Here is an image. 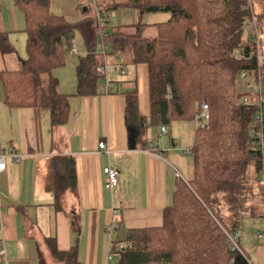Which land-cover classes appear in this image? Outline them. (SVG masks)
Here are the masks:
<instances>
[{"label":"trees","instance_id":"trees-1","mask_svg":"<svg viewBox=\"0 0 264 264\" xmlns=\"http://www.w3.org/2000/svg\"><path fill=\"white\" fill-rule=\"evenodd\" d=\"M12 1L25 17L27 57L21 68L0 71L9 106L49 108L53 124L67 121L69 95L58 90L53 69L65 65L73 33L78 30L87 50L76 64L78 95L99 91V68L104 61L99 46L104 42L111 58L119 56L124 64L149 66L150 124L161 127L194 121L204 101L210 107L208 126L195 127L193 176L178 180L162 225L129 230L123 246L111 238L108 264H252L229 239L245 217L257 216L250 165L259 173L264 169L259 138L251 135L259 110L257 96L245 105L243 93L237 90L243 71L253 75L255 82L261 74L264 85V64L259 66L249 56L257 50V34L248 0H119L113 4L114 8L134 7L141 13L169 12V19L154 24V36L144 35L145 23L103 25L92 7L91 13L70 20L51 11V0ZM96 6L109 10L100 3ZM255 14L264 53V7ZM101 28L108 32L105 37L99 33ZM238 50L245 58L235 57ZM13 51L7 35L0 34L1 54ZM126 120L136 124L142 136L146 120L135 88L126 92ZM75 185V158L56 156L49 189L57 208ZM72 224L76 227L74 221ZM46 242L54 262L80 264L76 246L59 250L54 237ZM40 264L51 263L41 254Z\"/></svg>","mask_w":264,"mask_h":264},{"label":"crops","instance_id":"crops-1","mask_svg":"<svg viewBox=\"0 0 264 264\" xmlns=\"http://www.w3.org/2000/svg\"><path fill=\"white\" fill-rule=\"evenodd\" d=\"M93 1L51 0V11L77 20L97 3L107 7L105 0ZM25 26L24 14L13 1L0 0V34L5 33L15 48L12 55L0 52L1 58L3 63L5 58L19 59V65L13 66L18 68H9L6 60L0 71L21 68L24 57L18 56L15 37L21 29L25 31ZM114 61L110 59L108 78L113 92L109 94L98 91L78 95L77 76L71 78L70 90L60 91L69 95V116L59 125L53 124L49 108L9 106L0 78V146L12 145L20 154L18 161H9L7 169L0 172V241L5 247L0 264H40L41 254L51 264H61L53 261L47 246V238L53 237L59 250L76 246L80 264H108L111 238L123 246L129 230L161 226L178 180L192 178L193 157H186L188 153L178 148L180 143L184 149L192 148L195 128H189V135L193 132L189 140L184 137V132L188 135L184 121L173 122L166 126L165 143L161 127L150 124L149 66L125 64L127 75L122 77ZM56 78L62 88L65 78ZM102 85L101 81L99 89ZM134 88L146 120L142 136L140 128L126 120V92ZM132 126L140 132L135 149L129 148ZM102 140L104 149L99 147ZM62 155L75 158L76 185L66 191L62 207L57 208L49 184L52 162ZM108 166L119 170L118 185L113 190L107 187L104 168ZM256 215L260 220L253 223L255 227L246 223L254 217L247 216L240 225L248 224L247 233H241L240 228L237 233L240 248L250 262L264 264V240L258 238L264 228V209ZM113 224L116 230L111 234Z\"/></svg>","mask_w":264,"mask_h":264},{"label":"rangeland","instance_id":"rangeland-1","mask_svg":"<svg viewBox=\"0 0 264 264\" xmlns=\"http://www.w3.org/2000/svg\"><path fill=\"white\" fill-rule=\"evenodd\" d=\"M118 1L119 0H108V1L105 0V5H107V7L110 8L107 11L108 17H109L107 24H109L110 26H117V25H120L121 23H132V22L145 23V24H147V26H146V29L144 31V35L145 36H154L156 33L154 24L159 23V22H163V21L170 18V13L167 11H155V12H148L147 11V12L141 13L139 10H137L134 7L126 6V7L114 8L112 5ZM90 2H94V1L90 0ZM263 4H264V0H255V2L253 0L254 11L257 12V11H260L261 9H263V7H264ZM81 13H82V11L80 10V14ZM73 18H76V16H74ZM23 22H24V20H23ZM262 26L264 28V25H262ZM22 30L23 29H21L19 31V33L16 34L15 38H17V39H15L16 40L15 41V47L18 51V56L25 58V57H27V35H26V32L22 31ZM261 37H262V48H264V31L261 33ZM73 40L76 42V46H77L76 51H74L73 48H71V50H68L65 65L58 66V67L53 69V74L55 77L65 78V85H63L62 88L58 87V90L62 91V92L70 90L71 78L76 77V63H77L78 56L85 54L87 51L85 43H84V39H83L80 31L76 30L73 33L72 41ZM16 43H17V45H16ZM261 53H263V52L261 51ZM8 55H12V54L9 53ZM263 55H264V53H263ZM10 59L8 61L7 58H5L4 63L7 60V62H8L7 64H8L9 68H18V67H13V66H15L16 63H18V65H19V59L14 60V61H10ZM4 63H3V59L1 58V54H0V65H2ZM2 67H3V65H2ZM125 68L127 69V66ZM108 73H109V69H108ZM122 77H125V76L122 75ZM256 86H257V83L255 82V77L253 75H251V76L248 75V81H246V82H244L242 80V78L240 77V81L237 83V90L239 92L243 93V96H248L249 98L252 99V98H255L257 96ZM183 123H184L183 124L184 127H187L186 132H188V135H187V133L184 132V137L185 138L187 137L190 140L193 137L192 131H194V128H195L194 121L187 120V121H184ZM189 128H192L190 135H189V130H190ZM179 146H180V148H183V149L186 148L185 145L182 143H180ZM186 157H188V158L190 157V159H191L192 154H190V153L186 154ZM250 171H251V174H250L251 178L250 179H252V177L255 178V180L252 182L253 189H254L253 191L255 194V199L253 200V203L252 202L251 203L257 209L256 214H257V212L263 213V209H264V173L257 172L255 170L254 164L250 165ZM259 220H260V217L255 216L254 218H252V220L248 219L246 221V223H248L249 225H252V226L254 225V227H255V224ZM254 222H255V224H253ZM246 223H242V227L239 229L241 233H243V232L247 233L248 230H246V226L248 224L246 225Z\"/></svg>","mask_w":264,"mask_h":264},{"label":"built area","instance_id":"built-area-1","mask_svg":"<svg viewBox=\"0 0 264 264\" xmlns=\"http://www.w3.org/2000/svg\"><path fill=\"white\" fill-rule=\"evenodd\" d=\"M249 8L252 10V21L251 25L254 28L255 33L257 34V37H255V41L257 43V50L255 52L250 53V57H255L257 59L258 65L262 66L264 63V55L261 53V43L259 38V29H258V18L254 12L253 9V0H248ZM96 14L98 16V20L101 24L107 23L109 17L108 13L105 10H100L96 5L94 7ZM99 33L101 37H105L108 32L105 29H100ZM72 48L74 51H76L77 46L75 41H72ZM100 52L103 54L104 61L103 64L100 66L99 70L102 74V88L99 89L101 93L109 94L113 92V85L112 82L109 80L108 76V69L110 66V59L111 57L108 55V46L102 42L99 46ZM235 57L239 60L245 58L244 55L238 50L235 52ZM114 66L116 67L117 71L121 75L126 74V66L122 59L119 56H116L114 58ZM241 78L244 82L248 81V73L247 71H243L241 74ZM257 86H256V93H257V99L255 103L259 106L258 114L256 116V121L254 122L253 127L251 128V135L259 138L260 148L263 150L264 153V85H263V78L262 75L259 74V77H257ZM242 102L245 105L251 104L252 99L248 96H243ZM211 119V112L210 107L206 101H204L201 104L200 110L196 113L194 123L195 127H206L209 124V121ZM167 127L161 126V134L163 136L164 142L167 143L166 139V133H167ZM106 146L105 141L99 142L100 149H104ZM181 153H192V148L188 149H182L178 148ZM20 158V154L17 152V150L12 146L9 145L7 147L0 146V172L5 171L7 169L8 162L11 160L18 161ZM104 172L107 176V187L111 190H113L118 185V178H119V170L112 168L110 166L104 168ZM264 222V217H263ZM0 227H3L2 224H0ZM116 226L113 224L109 227V232L112 234L115 232ZM258 238L264 240V228L262 231L258 233ZM229 239L233 245L234 249L241 250L240 244H239V235L238 233H235L233 235H229ZM5 256V247L2 241H0V257ZM111 259V256L109 254L108 260Z\"/></svg>","mask_w":264,"mask_h":264},{"label":"water","instance_id":"water-1","mask_svg":"<svg viewBox=\"0 0 264 264\" xmlns=\"http://www.w3.org/2000/svg\"><path fill=\"white\" fill-rule=\"evenodd\" d=\"M144 124L142 123V126ZM139 128L132 126L129 128V148L135 149L137 145V138L139 137Z\"/></svg>","mask_w":264,"mask_h":264}]
</instances>
